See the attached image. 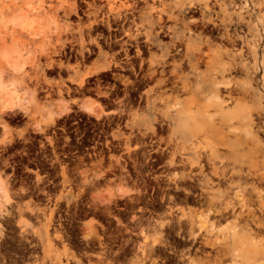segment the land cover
Returning <instances> with one entry per match:
<instances>
[{"label":"rangeland","instance_id":"obj_1","mask_svg":"<svg viewBox=\"0 0 264 264\" xmlns=\"http://www.w3.org/2000/svg\"><path fill=\"white\" fill-rule=\"evenodd\" d=\"M85 1L0 0V264H85L75 250L81 246L77 242L90 240L110 226L126 232L123 236L139 233L136 247L142 252L132 259L133 264H155L161 253L164 264H203L205 260L204 264H248L244 261L250 257L249 264H264V229L259 238L247 229L254 226L257 215H264V0H223L222 5L209 0L210 16L216 22L227 21L228 15L232 23L236 15L242 17L239 29L244 40L237 44L242 48L240 67L225 70L227 77L236 75L240 81L241 98L237 104L229 101L222 110L193 104L191 110L202 132L185 144L165 117L171 108L164 101H173L170 90L161 93L140 71L96 68L100 55L110 58L118 54V46L107 42V28L92 21L91 8L82 12ZM189 13L196 17L193 37L208 38L210 44L204 48L213 72L231 58L221 54L229 43L213 29L208 14L202 16L197 8ZM15 18H25L30 25H17ZM211 30L217 33L214 37ZM96 39L101 50L94 44ZM150 49L160 53L158 46ZM191 81L192 92L180 91L179 97L203 104L204 91L197 89L193 77ZM85 103L95 109L88 111ZM171 151L178 158L175 164L169 161ZM197 156L204 164L203 172L186 160ZM208 157L224 177L212 172ZM252 173L263 176L260 182ZM207 178L204 188L213 190L219 202L241 188L248 197L246 204L238 193L234 209L227 212L229 218L216 217L200 188ZM113 205L140 207L145 216L136 221L135 216L116 209L119 217L108 221ZM214 207L219 209L221 204ZM239 215L247 220L243 223ZM213 224L216 227L210 231ZM195 232L207 234L211 243L199 241L204 234L194 245ZM105 263L98 258L92 264Z\"/></svg>","mask_w":264,"mask_h":264},{"label":"bare ground","instance_id":"obj_2","mask_svg":"<svg viewBox=\"0 0 264 264\" xmlns=\"http://www.w3.org/2000/svg\"><path fill=\"white\" fill-rule=\"evenodd\" d=\"M156 1L157 0H86L85 1L86 2V5H85L86 9H83L82 12H85V11L88 12L89 9L91 8V10L89 12L93 16L92 21L96 22V24H98V26L102 25L105 28H107V30H108V34H106L107 42L111 45L114 44L115 46H118V50H117L118 54L114 53V54L110 55V58H108L104 54H101L99 57L98 65L96 66V68L98 70L99 69H106V68L107 69L108 68H113V69L116 68L117 70H118V68L119 69H127V70L130 69L129 71H132L135 74L138 71H140V72H142V74H140V75H142V77L145 78V80L147 82H149V81L155 82V86L160 88L161 93L165 92L167 89L170 90L171 95H172L171 97L173 98L172 99L173 101L171 104H169L170 100L164 101L166 105H169L168 109L171 108L170 110L166 111L165 117L169 123L168 125H170V127H172L171 128L172 131H175V132L177 131L176 134L181 137V141L185 144L188 141H190V142L193 141L202 132V128H199V126L196 124V121H195V117L197 114L195 112H192V110H191V106H193V104L199 108L202 105H206L207 107L208 106H215L218 109L222 110V109H224V106L227 105V103L229 101H232V102L234 101L236 104L238 103V98L240 97L238 95H239V93H241L240 92L241 91L240 81L238 80L236 75H232L231 77H227L225 70L228 69V70L237 71L240 67V62L238 59L242 56V48L237 47V46H239L237 44L239 43L238 42L239 40L240 41L244 40V36L240 33L241 30L239 29V23L241 22L242 17L239 14L236 15V21L232 23V17L230 15H228L229 19L227 21H225L223 19L219 23L216 22L214 20V18L212 16H210L213 5L211 3H210L211 5L209 4V0H169V1L168 0H159L158 4L156 3ZM216 2L219 3V5H222V3H224L225 1L216 0ZM214 3H215V1H214ZM215 4H214V6L217 5V4L216 5ZM193 8H197V10L199 9L202 16L208 14L209 15L208 20L214 24V28L213 27L212 28L217 30L220 38L223 39V41L225 40L224 43L228 42L229 44H227V43L226 44L230 45V47H227L225 44L224 49L223 48L221 49V54H224L227 57L231 55V58H229V59L226 58L228 60L224 61L223 58H225V57H223L222 58L223 64L221 66H218L213 72L210 71L211 70V67L209 64L210 60L208 58L209 52L206 48H204L205 46H209V44H210L208 41V38L203 39V38L199 37L198 39H196L193 37L195 34L193 31L194 28L192 29V24L196 21V17L194 16L195 13H191V14L189 13V11L192 10ZM193 11H195V10H193ZM244 14H246V13H244ZM233 17H234V15H233ZM26 20L27 19H25V18H15V23L17 25L24 27V28H27L30 24ZM219 25H221L222 29H219L220 28ZM200 27H202V25ZM207 29H208V27H207ZM209 29H211V28H209ZM202 31H204V30H202ZM211 32H212V30H211ZM206 33H208V32H206ZM213 33L214 32H212V36L210 35V37H214V35L217 34L215 32L213 35ZM165 37L167 38L166 41L164 40ZM104 38H105V36H104ZM213 41H214V38H213ZM94 44L99 48V50H101L102 45L100 43V40H98V39L94 40ZM152 46H158L160 49V53H158V54L153 53L150 49ZM245 46H246V43H245ZM254 46H256V45H254ZM246 48H247V46L245 47V49ZM154 50H155V48H154ZM90 51H92V49ZM243 53H244V51H243ZM119 54L123 55V57H121V55H119ZM203 64L205 65V69L201 70L200 66ZM201 68H203V67H201ZM240 71H242V70H240ZM191 77L194 78L196 85H197V89L204 91L205 101L203 104L202 103L200 104L199 101L194 102L193 99H190V98L189 99L188 98L181 99L179 97L180 91H184L185 93H188L187 91L192 92V86H193L194 81L193 82L191 81ZM222 90L226 91V93H224ZM222 92L224 94H222ZM181 95H183V93H181ZM190 95H191V93H190ZM242 95H244V94H242ZM246 99L247 98H245V100ZM10 100H12V99H9V101ZM242 100H244L243 97H242ZM248 100H250V99H248ZM247 102L250 103V101H247ZM229 105H230V103H229ZM84 106L86 107V109H88V111L89 110L92 111L93 109H95L94 108L95 105H93L91 103L90 104L85 103ZM65 109L55 111V115L62 113ZM252 112H250V113H252ZM258 112L259 111L257 110V113ZM254 117H256V116H254ZM254 121H255V119H254ZM216 123H218V122H216ZM259 123H260V121H259ZM220 124H222V122ZM166 125H167V123H166ZM255 126H257V125H255ZM218 130H219V128H218ZM260 130H262V129H260ZM216 132H218V131H216ZM216 132H215V134H216ZM260 133H262V131ZM223 135H225V134H223ZM231 135H233V134H231ZM237 138H238V136H237ZM247 139L250 140V138H247ZM249 140H247V141L249 142ZM244 148H246V147H244ZM257 149H259V148H257ZM254 153H255V151H254ZM204 154L205 153H203V156H204ZM255 154H254V157H257L258 154H256V155ZM249 155H250V153H249ZM176 159H178V158H176V152L171 151V153L169 154L170 163L175 164ZM255 159H257V158H255ZM258 159L260 160V158H258ZM186 160L189 163V165H191V166L195 165L200 169L201 172L204 171V169H205L204 164L200 160V156H197L195 159L187 158ZM180 161L184 162L185 160H183L181 158ZM208 161L213 164V166H212V168H213L212 172L213 173L218 174V175H223V177L225 176V173L223 171L222 172L218 171L217 167L214 165L215 162L212 161L211 157H208ZM205 162H206V160H205ZM220 162H222V161H220ZM223 163H220V164H223ZM255 164L256 163H254V167H256ZM187 166H188V164H187ZM206 166L205 167L208 168V165H206ZM256 168H259L258 165ZM243 169H244V167H243ZM192 170H194V169H192ZM189 174L185 173V177H191V176H189ZM252 174H251V176L254 175V174L253 175ZM255 175H257L256 181H259V179L261 180V178L263 177V176L260 177L259 173H257V174L255 173ZM255 175H254V177H255ZM258 177H260V178H258ZM253 179H256V177ZM238 180H239V182H242L241 178H239ZM244 181H245V178H243V182ZM261 181H264L263 178ZM206 182L207 183L209 182L208 178L205 180L204 183H202L200 188L202 189V192L204 193V197L206 198L209 209L213 210L215 213L217 212L216 217H218V214H219V217L221 216L222 219L226 218V217L229 218V213H227V212L229 210L234 209L236 202H237L236 198L238 196V193L240 194V197L243 199V205L246 204L245 200L248 199V197L245 196V191L242 190L241 188L237 189L235 192V195L232 196L231 198H228L227 201H220L219 202L213 196V193H212L213 190H208L206 187L204 188V185L207 184ZM254 187H255V185H254ZM122 188H124V187H122ZM125 188H127V187H125ZM115 193H117V192H115ZM229 193H231V192H229ZM121 194L122 195L125 194V191L120 192V195ZM113 195H114V193H113ZM117 195H118V193L115 194L114 197ZM261 196H262V194H261ZM262 198H264V195ZM260 200H262V199H260ZM239 201H240V199H239ZM249 201L247 203H249ZM262 201H264V200H262ZM216 203L221 204V207L219 209H215L214 206L216 205ZM262 204H264V203H262ZM260 206L257 207V209L260 208ZM178 208H182V207L178 206ZM261 208H262V206H261ZM243 209H246V208L244 207ZM254 209L256 211V208H253V210ZM263 209H264V206H263L262 210ZM244 211L245 210H243V212ZM214 212H211L212 215H214L213 214ZM239 212H242V211L239 210ZM245 212H247V211H245ZM249 212L251 213V211H248V216H249ZM256 213H255V215L259 214L260 212L257 214ZM183 214H186V213H183ZM261 214L263 215V213H261ZM261 214L257 215V216H261ZM209 215H210V213H209ZM244 215H242L243 218L239 215V218L241 217L243 219V220H241L243 223H244V220H247L246 219L247 216H246V218H244ZM246 215H247V213H246ZM251 215H252V213H251ZM257 216L256 217L254 216L255 217V219H253L254 221L250 220V218L251 219L253 218L252 216L248 217L249 221H251V222L253 221L252 224H254V226L251 227L252 225L249 224L251 226H248L247 229H249L250 232L257 233L258 236L256 234H254V236L256 235L259 238V235L261 233L260 234H258V233L264 229V218H260ZM206 220H208V219H206ZM223 220H225V219H223ZM216 221H218V220H216ZM241 221H239V222H241ZM203 226H205V225H203ZM205 227H207V226H205ZM215 227H216V224H213L210 231L212 229H214ZM201 228H203V227H201ZM218 230H219V228H218ZM203 231H204V229H203ZM203 231H201V232H203ZM199 232H195L192 234V241L191 242H193L194 245L196 243L195 241L197 240V237L200 236L198 234ZM201 232H200V234H201ZM203 235H201V236H203ZM206 235L207 234L204 235L205 236V237H203L204 239H202V237L200 236L201 239L199 241L201 243H202V240H203V243H205V244L211 243V239L209 240L208 238H206L208 236V235L207 236ZM231 235L234 236V233ZM256 236H255V238H256ZM219 238H220V235H219ZM235 238H236V236H235ZM153 241L159 242V243H164V240H162L161 238H158V239L154 238ZM249 241H246V242L248 243ZM236 242H238V241H236ZM219 243H221V242H219ZM215 247H218V245ZM222 247H219L220 251H221V249H223ZM248 247H249V245H248ZM188 248H190V247H188ZM197 248H200V247H197ZM150 249H152V248H150ZM214 249H216V248H214ZM236 249H238V248H236ZM249 249H250V247H249ZM196 250H195V254L197 253ZM201 250H204V249H201ZM184 253L185 252H183V255H184ZM190 253H191V251H190ZM190 253H188V254H190ZM204 253H207V252L204 251ZM148 254H149V252H148ZM181 255H182V253H181ZM207 255L208 254H206V256ZM186 257L188 258L187 255H186ZM200 257H201V255L199 256V259H200ZM210 258H212V257H210ZM199 259H198V261H199ZM249 259H251V257L246 258L244 262H247L249 264ZM213 260H214V258H213ZM203 262L205 263L207 261L205 260ZM141 263H142V261H141ZM211 264H213V263L211 262ZM242 264H243V262H242ZM244 264H246V263H244Z\"/></svg>","mask_w":264,"mask_h":264},{"label":"flooded vegetation","instance_id":"obj_3","mask_svg":"<svg viewBox=\"0 0 264 264\" xmlns=\"http://www.w3.org/2000/svg\"><path fill=\"white\" fill-rule=\"evenodd\" d=\"M116 209L128 216H135L136 221H139L145 216V214L142 213L145 209H141L140 207H135L133 209L123 205H113V207L109 208L110 213L108 214V221L115 222L119 217L116 215ZM134 211H140V213L135 214L133 213ZM125 233L126 232L116 231L114 230V226H110V230L101 231L94 237H91L90 240L81 239L78 241L77 243L81 246L79 248L75 247V250L85 258V264H92L94 260L98 261V258L99 260L105 259L108 261V264H133L132 259L136 256H140L142 252V250L139 252L136 247L137 241L139 240L137 239V235H139V233L137 231H132L127 236H123ZM105 238L107 240H105ZM130 238H132V240H128ZM155 264H164L162 253Z\"/></svg>","mask_w":264,"mask_h":264}]
</instances>
